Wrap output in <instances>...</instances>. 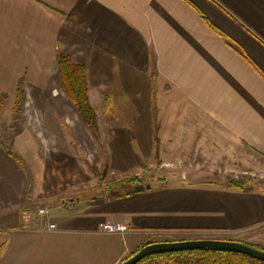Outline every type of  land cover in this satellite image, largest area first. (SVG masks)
Wrapping results in <instances>:
<instances>
[{
  "label": "crops",
  "instance_id": "0c3cea01",
  "mask_svg": "<svg viewBox=\"0 0 264 264\" xmlns=\"http://www.w3.org/2000/svg\"><path fill=\"white\" fill-rule=\"evenodd\" d=\"M61 54L86 67L99 139L61 89ZM22 77L25 114L52 108L45 132L25 117L10 143L31 170L29 194L0 145V221L12 225L0 264H120L143 244L196 233L259 245L264 188L245 176L264 163V0H0V92L14 100ZM44 133L101 147L139 183L145 165L164 175L33 215ZM179 160L182 171L161 170Z\"/></svg>",
  "mask_w": 264,
  "mask_h": 264
},
{
  "label": "rangeland",
  "instance_id": "374dc122",
  "mask_svg": "<svg viewBox=\"0 0 264 264\" xmlns=\"http://www.w3.org/2000/svg\"><path fill=\"white\" fill-rule=\"evenodd\" d=\"M0 100V134L1 137L6 141V143L10 146L11 140L14 137L12 125V108L14 105V100L11 99L7 94L1 93ZM48 105V107H47ZM50 104H44L41 106L39 102L33 103L27 114L24 116L29 117L32 125L39 129L43 127L44 132L49 126L46 119L42 117V113L50 112ZM41 118V119H40ZM26 119V118H25ZM40 124H42L41 127ZM26 120L24 121L23 127H27ZM45 134V133H44ZM43 134L45 147L40 148V150L35 151L39 158L37 161V174H38V186H37V196L34 198L31 208V213L35 215L36 213L39 215V209L43 207H51L60 204L62 201L66 200H74L78 202L80 198L81 200H87L92 198H100L104 195L106 196H114L118 193H122L125 190L132 189L135 185L148 186L149 184L156 182V175H164L162 171H159L160 174L156 173V168H149L145 165V176L142 177L143 183H139L140 180H131L134 182V186L129 182L127 185L116 187L118 183H122L125 181H129L132 177H137L136 174H118L112 170L109 166V163L106 158V152L101 150V147L96 149H83L81 148L79 143L73 144L72 138H64L62 135L58 136V139L54 138L52 133ZM69 137V136H68ZM61 138L65 141L60 142ZM65 145L66 147H62L60 149L56 148V145L59 144ZM12 150V149H11ZM13 152L14 149L12 150ZM161 152V151H160ZM159 152V154H160ZM26 162V161H25ZM45 162V164H44ZM161 162V161H160ZM43 163V164H42ZM160 164V163H159ZM28 166V165H27ZM182 171L185 167L183 163L179 160L176 166L165 164L164 169H170ZM153 169V170H152ZM249 175L245 181H252L256 183L258 186L264 188V163L261 159H255L254 167L249 168ZM254 173H253V172ZM136 183V184H135ZM125 189V190H124ZM11 221H0V245L5 243L7 238L8 229L11 227ZM256 239H254V243L252 246L263 248L264 249V229L260 230L256 229ZM226 236L213 234V233H196L184 236H174L168 238L166 241H181V240H189V239H222V240H231L225 239ZM166 237H162L165 239ZM173 238V239H172ZM161 239V238H159ZM175 239V240H174ZM152 240H155L154 238ZM158 240V239H157ZM165 241V240H164ZM150 242V243H154ZM161 242V241H158Z\"/></svg>",
  "mask_w": 264,
  "mask_h": 264
},
{
  "label": "trees",
  "instance_id": "16d2710c",
  "mask_svg": "<svg viewBox=\"0 0 264 264\" xmlns=\"http://www.w3.org/2000/svg\"><path fill=\"white\" fill-rule=\"evenodd\" d=\"M59 71L61 76V89L66 93L77 108L83 122L91 129L93 135L99 139L98 118L88 96V83L85 65L73 62L68 55L61 54L59 56ZM26 103L27 96L25 90V77H22L18 81L16 87L15 100L12 108L11 128L13 129L12 131L14 135L20 134L24 129L23 124L25 121L24 111ZM0 145L25 170L28 178L29 194V192H31L30 190L32 188L33 180L30 168L27 166L21 155L11 150L10 146L1 137V134ZM133 179L137 180L139 178L132 177L129 181L118 183L116 187L123 186L122 188H124L128 182L134 186V182L131 181ZM230 184L237 187H243V183L239 181H231ZM133 191L134 189L132 188L123 192L128 195L133 193ZM145 245L146 244H143L138 247L129 257L136 254ZM4 249L5 243L0 245V255L4 252ZM259 249L264 250L263 248ZM137 264H264V261L226 249L205 248L153 254L143 258Z\"/></svg>",
  "mask_w": 264,
  "mask_h": 264
},
{
  "label": "water",
  "instance_id": "95a60500",
  "mask_svg": "<svg viewBox=\"0 0 264 264\" xmlns=\"http://www.w3.org/2000/svg\"><path fill=\"white\" fill-rule=\"evenodd\" d=\"M205 248L226 249L264 261V250L256 248L250 244H246L244 242L222 239H189L181 241H161L148 243L144 247H142L136 254L122 261L120 264H137L143 258L153 254Z\"/></svg>",
  "mask_w": 264,
  "mask_h": 264
},
{
  "label": "built area",
  "instance_id": "2783aa9c",
  "mask_svg": "<svg viewBox=\"0 0 264 264\" xmlns=\"http://www.w3.org/2000/svg\"><path fill=\"white\" fill-rule=\"evenodd\" d=\"M77 205V202L70 199L66 201H62L58 207L59 208H64V209H74L75 206ZM52 210V207H43L39 209V215L40 216H45L48 215ZM50 228H55V224H51ZM102 230L108 231V232H124L126 231V226L121 225V224H116V223H106L102 225Z\"/></svg>",
  "mask_w": 264,
  "mask_h": 264
}]
</instances>
